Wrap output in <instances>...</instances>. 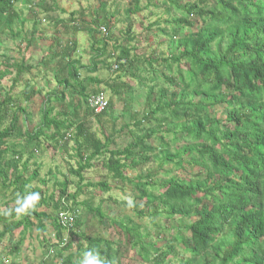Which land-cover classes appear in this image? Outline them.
I'll use <instances>...</instances> for the list:
<instances>
[{
  "label": "trees",
  "instance_id": "16d2710c",
  "mask_svg": "<svg viewBox=\"0 0 264 264\" xmlns=\"http://www.w3.org/2000/svg\"><path fill=\"white\" fill-rule=\"evenodd\" d=\"M16 1L19 0H0V34L8 32L15 36L23 32L26 20L16 8ZM161 1L168 13L176 14L165 21L174 31L173 46L170 56L161 60V64L169 70L184 61L188 64L187 69L179 67L177 76L166 75L164 85L156 82L158 74L152 59L132 55L134 49L128 45H116L119 55L113 58L107 42L96 38L101 31L90 27L87 30L92 40L91 66L76 59V41L64 47L60 40L55 41L59 48L52 52V59L57 61L55 77L62 91L46 95L40 124L30 130L20 123L26 110L21 97L29 101L41 91L27 81L18 95L12 90L21 81L22 74L30 71L31 65L8 57L0 64V210L14 207L17 193L39 192L41 195L37 210L28 216L19 219L13 216L9 222L0 215V246L7 237L12 244L10 255H18L26 234L36 229L43 234L38 236L47 250L43 254L44 263L56 264L60 257L58 264H75L87 249L99 250L111 264L121 260V250L111 239L76 231L80 226L78 198L84 189H111L107 182L83 183V172L92 168L96 159L107 155L103 167L114 179L133 183L152 209L147 214L139 206H133L139 218L150 215L191 219L186 225L190 235L171 234L165 250L152 241L151 234L140 223L120 221V230L128 245L136 249L139 264H177L173 262L177 256L176 242H181L192 256L178 264H264V0ZM132 4L129 12L138 13L140 0H132ZM199 23L201 27L198 28ZM16 25L20 28L18 26L15 32ZM101 26L110 33L107 18L97 25ZM132 27L130 22L128 34ZM182 28L192 32L178 38L177 30ZM160 32L166 35L167 29H160ZM97 43L102 47H95ZM103 57L114 59L109 69L115 62L119 63L114 71L116 75L124 71V77L130 72L137 78L138 87L146 88L144 114L140 119L135 116L138 132H132L133 140L124 147L112 148L111 145H116L114 137L102 139L92 126L93 121L100 123L108 117L113 106V97L109 98L100 86L102 81L89 75L98 71V61ZM122 59L126 62L121 63ZM141 59L152 67L151 75L146 68L143 69L146 76L137 74ZM83 72L88 74L83 75ZM11 74L14 82L10 90H6L2 80ZM174 85L182 91L174 89ZM106 86L119 99L124 93L131 95L133 91L122 78L120 83L108 81ZM66 92L72 96L66 111L54 114L56 108L52 101H64ZM102 92L109 106L96 112L90 99ZM179 112L183 113L182 121L186 126L179 135L173 131L174 140L182 139L185 143L174 151L160 143L162 148L157 151L150 142L153 134L171 133L165 126L174 121L175 113ZM152 121L155 129L142 128L144 123ZM42 137L55 148L74 140L78 157V167L70 169L78 178L74 193L68 191L70 182L67 179L61 183L56 198L45 195L43 187L32 185L38 178V171L28 175V163L37 152L46 149ZM152 160L158 162L159 170L168 165L181 169L185 164L198 170L190 177L172 176L155 182L148 180L151 173L147 177L141 174L134 179L126 177V169L137 170ZM45 182L43 179L42 183ZM84 205L104 223L106 216L99 206L94 207L90 200ZM43 206L52 211L42 210ZM61 210L76 213V221L68 234L58 219ZM47 223L55 230L57 246L52 247L44 237ZM17 232L21 237L14 243ZM0 264H4L1 254Z\"/></svg>",
  "mask_w": 264,
  "mask_h": 264
},
{
  "label": "rangeland",
  "instance_id": "374dc122",
  "mask_svg": "<svg viewBox=\"0 0 264 264\" xmlns=\"http://www.w3.org/2000/svg\"><path fill=\"white\" fill-rule=\"evenodd\" d=\"M19 0L16 1V8L21 11L22 18L26 20L22 34L11 35L10 33L0 34V64L6 57L11 60L24 62L26 65H31L29 72L22 74L21 81L17 83L12 90L14 95H18L25 89V82L30 83L34 89L40 90L35 94L31 100L25 101L21 97L22 106L26 108L25 113L21 116V125L24 129H35L41 120V112L45 104V97L48 93L57 90L59 93L62 87L58 86L55 74L58 73L57 61L52 59V52L59 47L56 40H60L62 47L71 41L77 43L76 59L80 60L82 64L91 66L92 60V40L88 32V28L99 29V23H102L104 18L109 21L110 33L103 36L100 32L97 33L96 38L107 42L108 49L111 52L119 55L115 46L128 45L133 47L132 55L144 56L145 58L154 61L153 68L158 74L156 82L164 85V77L166 75L177 76L179 67L187 69L188 64L184 61L178 65H173L171 70L161 64V60L167 59L171 54L173 46L172 35L174 33L171 27L165 24L168 18H172L175 12H167V7L161 0H140L141 10L138 13H131L129 9L133 7L132 0ZM104 4V7H102ZM176 15V14H175ZM178 15V14H177ZM180 16V15H178ZM129 17V18H128ZM94 22H97L96 24ZM133 23L132 32L128 34V25ZM159 22V24H155ZM151 25V26H150ZM20 25L14 27L15 32ZM36 27V32H33ZM201 27L199 23L198 28ZM167 29V34L160 32V29ZM178 38H183L190 34L192 30L182 28L177 30ZM134 37L133 40L130 38ZM95 47H102L101 43H97ZM53 48V50H52ZM58 51V50H57ZM115 56V57H116ZM113 57V58H115ZM113 58H101L99 62V69L96 73L89 75L97 76L105 89L109 98L113 97V106L108 117L102 119V122L93 121V128L97 131L100 138L114 137L115 144L112 148L124 147L133 140L132 132H138L135 125L136 117H142L145 111V96L146 88L138 87V80L132 77L130 72H119L117 75L112 69H109V64L113 62ZM159 62V63H158ZM140 70L137 74L145 75L143 69L148 70V74H152V67L150 68L142 59L139 61ZM3 69V67H2ZM135 69V68H134ZM132 69L131 71H134ZM88 73L83 72V75ZM147 74V75H148ZM14 75H8L2 80L6 90H10L13 85ZM122 80L128 82L133 91L131 95L124 93L121 99L112 94V91L106 86V82L120 83ZM149 84H154L149 82ZM159 84V85H160ZM172 89V88H171ZM174 89L182 91V88L174 85ZM66 99L64 101H52L57 112L66 111L67 106L72 98L69 92H66ZM76 101L77 97L74 98ZM81 117L84 116V111L81 110ZM220 113V111H219ZM214 115V114H213ZM174 121L166 124V128L171 130V133L162 132L155 133L150 140L153 147L159 151L161 144H166L172 151L181 147L185 143L182 139L174 140L173 131L178 135L181 131H185L186 124L182 121L183 113H175ZM142 128L155 129V122H146ZM75 129V128H73ZM166 129H164L165 131ZM163 131V130H162ZM46 149L42 152H37L34 159L28 163V175H33L38 171V178L33 181L34 187H43L45 195L48 197L53 195L54 198L59 194L61 183L66 179L70 182L68 191L74 193L77 189V177L72 175L71 167L75 169L77 164L76 144L71 140L67 144L60 147H53L49 140L46 141L42 137ZM107 158L103 156L94 161L92 168L83 172L84 184H96L99 182H107L110 185V190L104 191L99 187L85 188L84 193L79 196L78 202L81 203L80 208V226L77 232H83L89 235H100L107 239H111L117 247L121 250L122 258L119 260L121 264H139L140 258L136 253V249L128 245L126 238L119 227V222L122 220H130L140 223L152 236V241L157 243L158 247L163 250L168 245L171 234L189 236L190 232L186 231V225L191 219L184 217H176L174 219H165L161 216H146L139 218L137 210L133 206H139L144 209L147 214L151 213L152 209L147 205L146 200L141 198L136 186L129 181H122L114 179V177L103 167V161ZM189 165L185 164L184 168L176 169L174 165L165 166L163 169L158 168V162L152 160L144 166H140L137 170L126 169L125 175L128 179H134L138 175L147 177L152 174L148 180L155 182L164 178L172 176H179L182 178L190 177L194 171ZM156 175H153L155 174ZM169 173V174H166ZM45 180V184L42 180ZM151 189V188H150ZM90 200L94 207H100L105 213L104 223H100L98 217L89 212L85 207L84 202ZM129 200L132 201L131 206ZM42 210L52 211V208L43 206ZM4 210V208H3ZM1 228V227H0ZM46 237L52 247L57 246L58 240L55 237V230L50 223L46 225ZM43 234L38 233L35 229L30 234H26L23 244H29L27 253L31 259L32 264H43L38 260L37 249L40 247L41 238ZM21 233L17 232L14 236V243L20 239ZM177 256L173 258L174 263L186 261L192 256L189 254L181 242H176ZM12 244L5 237L3 245L0 246V254L13 263L15 257L9 254ZM41 248V247H40ZM67 254V252H66ZM22 264H27V259ZM40 259V258H39ZM61 258L56 259L60 262ZM57 262L56 264H58ZM118 262V263H119ZM117 263V264H118Z\"/></svg>",
  "mask_w": 264,
  "mask_h": 264
},
{
  "label": "clouds",
  "instance_id": "9594fccd",
  "mask_svg": "<svg viewBox=\"0 0 264 264\" xmlns=\"http://www.w3.org/2000/svg\"><path fill=\"white\" fill-rule=\"evenodd\" d=\"M41 201V195L39 192H28L27 194L17 193L14 207H10L5 210H0V215L9 219L15 216L19 219L23 216H28L37 210V206ZM132 201L129 200L131 206ZM4 264H9V261L5 258ZM75 264H111L97 249H87L81 253V256L75 261Z\"/></svg>",
  "mask_w": 264,
  "mask_h": 264
},
{
  "label": "built area",
  "instance_id": "2783aa9c",
  "mask_svg": "<svg viewBox=\"0 0 264 264\" xmlns=\"http://www.w3.org/2000/svg\"><path fill=\"white\" fill-rule=\"evenodd\" d=\"M100 31L103 36H107L108 30L105 26H101ZM115 54L116 53L113 52L114 57ZM120 62L125 63L126 59H122L120 60ZM118 67H119V63L115 62L113 64L112 71L113 72L116 71ZM90 105L96 110V112H102L108 108L109 100L107 96H105V94L102 92L100 94L94 95L90 99ZM58 219L61 225L66 228V233L68 234L74 222L76 221V213H74L71 210H61L58 214Z\"/></svg>",
  "mask_w": 264,
  "mask_h": 264
},
{
  "label": "crops",
  "instance_id": "0c3cea01",
  "mask_svg": "<svg viewBox=\"0 0 264 264\" xmlns=\"http://www.w3.org/2000/svg\"><path fill=\"white\" fill-rule=\"evenodd\" d=\"M28 246H29V244L27 243V244H23V246H22V250H21V252L18 254V255H13L14 257H15V260H17V261H20L21 262V259L22 258H24L23 259V261H25L26 259H27V264H32V262H31V259L29 258V254L27 253V251H28ZM40 247H38V249H37V253H35L36 255L38 254V260H40L43 264H47V263H44V253H46V249L42 246V244H40L39 245ZM51 248V247H50ZM29 252V251H28ZM47 255V254H46ZM40 258V259H39ZM22 264V263H21ZM26 264V263H25ZM34 264V263H33Z\"/></svg>",
  "mask_w": 264,
  "mask_h": 264
}]
</instances>
